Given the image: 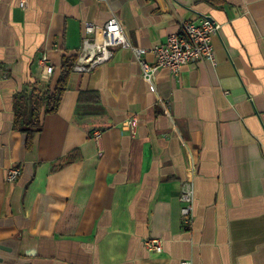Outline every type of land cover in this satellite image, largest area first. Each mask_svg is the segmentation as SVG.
<instances>
[{
    "label": "crops",
    "instance_id": "obj_1",
    "mask_svg": "<svg viewBox=\"0 0 264 264\" xmlns=\"http://www.w3.org/2000/svg\"><path fill=\"white\" fill-rule=\"evenodd\" d=\"M115 17L150 49L208 17L215 65L145 78L134 53L71 71L59 107L30 149L13 128L14 97L56 83L86 23ZM53 68L43 77L39 61ZM141 60L151 64L150 52ZM80 91L96 106L77 105ZM103 114L100 140L73 117ZM132 136L122 129L131 117ZM78 152L76 160L66 158ZM11 167L21 174L14 183ZM193 189L192 224L180 196ZM71 203L76 210L59 220ZM149 238L162 250L150 252ZM264 264V0H0V264Z\"/></svg>",
    "mask_w": 264,
    "mask_h": 264
},
{
    "label": "built area",
    "instance_id": "obj_2",
    "mask_svg": "<svg viewBox=\"0 0 264 264\" xmlns=\"http://www.w3.org/2000/svg\"><path fill=\"white\" fill-rule=\"evenodd\" d=\"M96 1L102 2L104 0ZM27 2L28 0H18L19 8L25 9ZM180 28V32L168 35L162 44L144 49L131 47L119 21L115 17H110L102 26L86 23L82 45L76 55L72 71L86 73L109 62L112 59L113 51L119 47L128 48L134 53L143 75L147 79L160 68L168 69L173 76L177 77L181 69L191 62H209L211 65H215L212 38L218 34L219 25L208 17H202L196 22L185 21ZM147 51L154 56L151 64L141 60V55ZM39 63L43 68V77L48 79L53 68L47 64V57L42 56ZM137 127L138 120L134 116L122 125V129L132 136L136 134ZM92 138L94 141L99 142L100 130L93 131ZM20 174L19 167H11L6 173L5 181L14 183ZM180 200L183 203L180 210L183 226L189 228L193 220V189L191 185L184 187ZM144 246L150 252L159 253L162 250L161 240L157 238L146 239ZM179 264H191V262L183 260Z\"/></svg>",
    "mask_w": 264,
    "mask_h": 264
},
{
    "label": "trees",
    "instance_id": "obj_3",
    "mask_svg": "<svg viewBox=\"0 0 264 264\" xmlns=\"http://www.w3.org/2000/svg\"><path fill=\"white\" fill-rule=\"evenodd\" d=\"M76 61V56L67 57L62 60L59 76L53 87H50V82H46L39 88L31 91L23 90L14 97L13 110L14 121L13 128L25 135V147L30 149L34 134L40 130L41 117L43 115L52 114L57 111L60 100L65 92L68 84V79L72 71V67ZM99 104L98 94L94 91H80L77 98V105L96 106ZM73 122L90 133L109 126L103 114L100 115H80L76 114L73 117ZM78 152H74L66 158V161L71 162L76 160ZM76 208L68 203L66 211L61 216V220L71 217L72 211Z\"/></svg>",
    "mask_w": 264,
    "mask_h": 264
}]
</instances>
